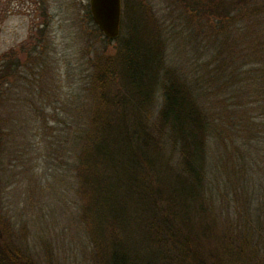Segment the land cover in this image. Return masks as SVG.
Here are the masks:
<instances>
[{
  "label": "trees",
  "instance_id": "trees-1",
  "mask_svg": "<svg viewBox=\"0 0 264 264\" xmlns=\"http://www.w3.org/2000/svg\"><path fill=\"white\" fill-rule=\"evenodd\" d=\"M174 1L193 59L161 58L156 19L126 29L122 10L114 52L83 51L88 80L66 92L41 55L42 12L23 58L0 53V166L8 137H40L39 193L80 264H264V0ZM84 14L86 37L110 42ZM29 62L41 104L15 123L26 107L7 82L21 86ZM10 225L0 206V264H36Z\"/></svg>",
  "mask_w": 264,
  "mask_h": 264
},
{
  "label": "rangeland",
  "instance_id": "rangeland-1",
  "mask_svg": "<svg viewBox=\"0 0 264 264\" xmlns=\"http://www.w3.org/2000/svg\"><path fill=\"white\" fill-rule=\"evenodd\" d=\"M86 10H88L87 0H0V53L13 48L16 50V57L19 60L23 58L24 53L31 50V47L37 43L39 38L37 28H40V20L46 17L48 24L43 36L44 50H41L43 52L41 55L47 61L45 64L49 70L54 69L61 74L64 92L69 85L73 88L76 84H85L88 80L89 62L83 58V51L86 49L93 51L88 57H93L94 52L97 55L112 54L118 45V39L122 36L120 31L117 40L108 43L101 38L89 40L86 37V30L89 29L85 22ZM121 10L123 11L122 24L126 29L133 26L134 16L136 21H139V26L141 15L145 19L148 15L156 19L155 26L150 23V27L152 31L154 28H159L163 41L161 58L164 56L165 60L170 58L171 61H175L180 56L183 57L185 52L187 58L195 57L194 46L192 47L191 43V46L188 45L187 36L188 33L193 34V30L195 32V27L191 26L189 21L186 22L178 2L121 0ZM41 12L44 15L43 18L40 16ZM33 64L29 62V66L20 68L22 75L26 74L25 78H19L18 83H22L21 86L7 82L10 97L13 98L9 102H15L11 104L19 107H26L12 111L13 122L20 121L16 118L18 114L19 116L25 114V120L30 119L28 117L34 116L38 105L41 104L37 96H29L28 88L35 83L37 72V67ZM26 99H30L33 103L30 106L37 108L31 109ZM50 111L51 107L47 106L45 116L49 122L47 114H50ZM26 137H28L26 146L22 145L26 140L19 144L18 137H15L13 142L9 140V137L7 139V154L3 153L4 163L0 166L1 174L5 177L0 184L1 211L11 224L17 244L33 262L36 264H80L69 252L71 249L68 248V242L62 233L66 228L62 230V225H56L57 222H54L56 211H54V201L50 193L45 191L43 197L39 193L36 177L40 174L41 167L40 158H35L34 147L40 142V137L35 135L33 130L28 134L26 132ZM27 160L29 162H26ZM27 165L30 166L28 170ZM61 249H64L63 253L66 256Z\"/></svg>",
  "mask_w": 264,
  "mask_h": 264
},
{
  "label": "water",
  "instance_id": "water-1",
  "mask_svg": "<svg viewBox=\"0 0 264 264\" xmlns=\"http://www.w3.org/2000/svg\"><path fill=\"white\" fill-rule=\"evenodd\" d=\"M92 23L107 40H114L119 34L121 0H87Z\"/></svg>",
  "mask_w": 264,
  "mask_h": 264
}]
</instances>
